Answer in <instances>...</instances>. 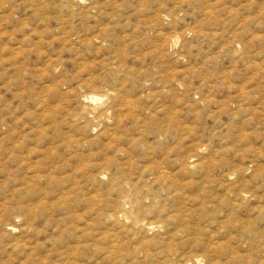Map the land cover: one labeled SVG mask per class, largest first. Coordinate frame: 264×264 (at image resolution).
Here are the masks:
<instances>
[{
	"label": "rangeland",
	"instance_id": "374dc122",
	"mask_svg": "<svg viewBox=\"0 0 264 264\" xmlns=\"http://www.w3.org/2000/svg\"><path fill=\"white\" fill-rule=\"evenodd\" d=\"M0 264H264V0H0Z\"/></svg>",
	"mask_w": 264,
	"mask_h": 264
},
{
	"label": "bare ground",
	"instance_id": "6f19581e",
	"mask_svg": "<svg viewBox=\"0 0 264 264\" xmlns=\"http://www.w3.org/2000/svg\"><path fill=\"white\" fill-rule=\"evenodd\" d=\"M141 205V204H140ZM137 206V205H136ZM142 208H143V206H142ZM137 209V208H136ZM143 210V209H142ZM132 221V220H131ZM122 223V222H121ZM131 223V222H130ZM152 224V223H151ZM150 225V224H149Z\"/></svg>",
	"mask_w": 264,
	"mask_h": 264
}]
</instances>
